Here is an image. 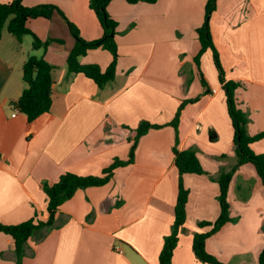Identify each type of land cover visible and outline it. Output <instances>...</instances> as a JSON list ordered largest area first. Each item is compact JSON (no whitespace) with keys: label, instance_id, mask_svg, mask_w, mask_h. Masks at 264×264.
<instances>
[{"label":"crops","instance_id":"crops-1","mask_svg":"<svg viewBox=\"0 0 264 264\" xmlns=\"http://www.w3.org/2000/svg\"><path fill=\"white\" fill-rule=\"evenodd\" d=\"M207 2L113 0L108 13L119 24V59L115 80L103 88L82 73H68L67 58L76 40L59 14L28 22L39 39L52 41L47 50H35L31 35L19 41L4 29L0 41V224H19L36 212L47 220L44 183L55 184L67 172L101 175L115 159H129V137L142 121L164 125L139 140L134 163L116 169L108 184L79 189L66 201L56 227L45 238L38 232L28 241L23 264H159L179 189L173 154L176 133L168 123L182 103L194 100L182 110L178 147L194 151L206 174L183 177L190 192L187 219L172 263L204 264L195 255L193 238L210 229H200L201 221L218 219L220 188L215 180L238 161L226 94L210 51L202 55L199 66L194 61L201 49L196 30L205 22ZM23 3L27 7L56 5L84 39L103 36L90 0ZM210 23L223 63L232 59L226 80L250 85L237 90L240 106L250 118L249 133L264 132V0H218ZM33 54L54 67L52 107L28 126L27 116L13 104L26 87L23 65ZM112 61L113 55L105 49L91 50L80 58L82 64H97L103 70ZM202 77L209 86L202 84ZM252 148L264 154V139ZM228 199L234 220L207 240L206 249L228 264H258L264 248V186L252 164L236 170ZM0 264H17L12 240L3 232Z\"/></svg>","mask_w":264,"mask_h":264},{"label":"trees","instance_id":"trees-1","mask_svg":"<svg viewBox=\"0 0 264 264\" xmlns=\"http://www.w3.org/2000/svg\"><path fill=\"white\" fill-rule=\"evenodd\" d=\"M24 0H12L6 3H0V41L3 31L7 27L9 33L14 35L19 41H22L26 35L33 37V47L35 50H47L51 40L42 41L28 27V22L32 19L45 18L51 19L55 14L62 16L68 23L70 32L75 38V46L70 51L67 58L68 73H82L92 79L100 88L113 82L116 78L118 65V44L116 41L118 22L108 13V6L113 0H90V8L95 12L103 29V36L97 40L88 41L82 37L80 29L71 22L64 12L56 5L42 4L35 7H27ZM130 4L141 2L155 4L158 0H125ZM217 0H208L206 4V18L204 24L196 30L198 40L201 44L199 53L195 56V63L199 66L202 55L210 50L213 54L215 67L219 72V80L223 85L226 94L228 114L232 121L234 129V143L236 145L237 164L227 173H223L215 181L220 188L219 202L220 215L215 222L201 221L198 224L200 229L209 227L207 232H197L193 238V250L197 258L204 264H228L221 261L215 255L209 253L206 249L207 240L217 233L225 224L234 219L230 215L229 190L233 175L236 170L244 164H252L261 182L264 186V154H257L252 144L264 139V132L251 135L248 130L250 123L249 115L240 106L237 97V90L241 87V82L226 80L224 70L221 64V57L213 41L210 18L216 10ZM96 49L108 50L113 55V61L110 66L103 70L97 64H82L80 58L89 51ZM54 67L43 57L30 56L23 65V80L25 89L21 97L13 104L20 112L24 113L28 119V126L36 121L43 114L49 113L52 107V71ZM202 84L206 86L205 79L202 77ZM195 101V100H194ZM181 104L173 120L168 123L175 130V145L173 147L175 166L179 172V189L176 200L175 216L172 229L169 235L164 238L163 248L159 255V264H173L174 252L179 244L180 234L184 229L187 219V204L189 200V190L184 186L183 177L185 174L204 175V170L197 154L191 150L179 149V124L182 110L189 102ZM164 125L152 124L148 121H142L129 137L132 142L129 159L122 161L115 159L113 163L102 171L101 175L79 176L72 172L63 174L55 184H43V190L48 198V218L42 220L39 213L22 223L15 225L0 224V232L10 236L14 251L17 256V264H23L26 255V245L28 241L38 232H43V237L56 227L57 215L61 206L71 199L79 189L90 187H101L108 184L114 177L115 170L133 164L135 161L136 148L139 140L150 130L160 129ZM129 128V127H125ZM211 133V140H215ZM258 264H264V248L258 256Z\"/></svg>","mask_w":264,"mask_h":264},{"label":"rangeland","instance_id":"rangeland-1","mask_svg":"<svg viewBox=\"0 0 264 264\" xmlns=\"http://www.w3.org/2000/svg\"><path fill=\"white\" fill-rule=\"evenodd\" d=\"M217 6H218V0H217ZM217 6H216V9H217ZM215 12V11H214ZM213 12V13H214ZM205 16H206V14H205ZM211 19V18H210ZM210 25H211V23H210ZM7 28V27H6ZM210 28H211V26H210ZM215 46H216V44H215ZM216 49H217V51L219 52V54L221 53L220 52V50L218 49V47L216 46ZM210 51V50H209ZM226 52V51H225ZM34 53V52H33ZM210 53H211V56H212V58H213V54H212V52L210 51ZM227 54V52L225 53V55ZM33 56H36V54H33ZM221 57V56H220ZM213 61H214V59H213ZM221 64H222V67H223V70H224V75H225V77H226V72H230V70H231V66H229V65H231L232 64V59H230V61H229V63H223V61H222V58H221ZM214 65H215V63H214ZM216 68V67H215ZM216 71H217V73H218V78H219V72H218V70H217V68H216ZM208 75L209 76H211V74H210V72L208 71ZM205 76V75H204ZM213 77H214V75H213ZM208 80L205 78V85L206 86H209L208 85ZM250 87V85H247L246 83H241V87L240 88H244V89H248ZM234 264H236V263H234Z\"/></svg>","mask_w":264,"mask_h":264},{"label":"built area","instance_id":"built-area-1","mask_svg":"<svg viewBox=\"0 0 264 264\" xmlns=\"http://www.w3.org/2000/svg\"><path fill=\"white\" fill-rule=\"evenodd\" d=\"M214 92H216V91H214ZM16 111H18V109L16 108ZM16 114H14V116H15Z\"/></svg>","mask_w":264,"mask_h":264}]
</instances>
